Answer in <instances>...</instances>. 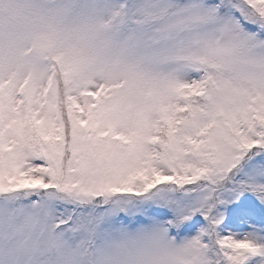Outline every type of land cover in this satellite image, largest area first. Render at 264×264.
Segmentation results:
<instances>
[{
  "label": "snow or ice",
  "instance_id": "obj_1",
  "mask_svg": "<svg viewBox=\"0 0 264 264\" xmlns=\"http://www.w3.org/2000/svg\"><path fill=\"white\" fill-rule=\"evenodd\" d=\"M120 212L264 264V0H0V264H93Z\"/></svg>",
  "mask_w": 264,
  "mask_h": 264
},
{
  "label": "clouds",
  "instance_id": "obj_2",
  "mask_svg": "<svg viewBox=\"0 0 264 264\" xmlns=\"http://www.w3.org/2000/svg\"><path fill=\"white\" fill-rule=\"evenodd\" d=\"M170 231L156 218L134 227L123 223L106 227L98 241L101 255L93 264H202V256L194 250V237L178 242Z\"/></svg>",
  "mask_w": 264,
  "mask_h": 264
},
{
  "label": "rangeland",
  "instance_id": "obj_3",
  "mask_svg": "<svg viewBox=\"0 0 264 264\" xmlns=\"http://www.w3.org/2000/svg\"><path fill=\"white\" fill-rule=\"evenodd\" d=\"M150 218H156L159 221L165 222V224H166V221L163 218L157 217V216H150L147 212H143V213L138 214V215H127L123 212H120L117 215L111 217L110 220L108 221V223L105 225V227L117 226L121 223H123L125 225H132L134 227L137 224L148 223ZM175 232H177L176 229H175ZM194 234L195 233H191L188 236L191 237V235H194ZM183 237H185V236L179 235V239H177V238L176 239L178 242H180L181 238H183Z\"/></svg>",
  "mask_w": 264,
  "mask_h": 264
}]
</instances>
